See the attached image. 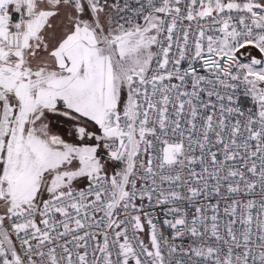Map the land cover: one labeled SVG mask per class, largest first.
I'll use <instances>...</instances> for the list:
<instances>
[{
	"label": "snow or ice",
	"instance_id": "1",
	"mask_svg": "<svg viewBox=\"0 0 264 264\" xmlns=\"http://www.w3.org/2000/svg\"><path fill=\"white\" fill-rule=\"evenodd\" d=\"M0 264H264V0H0Z\"/></svg>",
	"mask_w": 264,
	"mask_h": 264
}]
</instances>
